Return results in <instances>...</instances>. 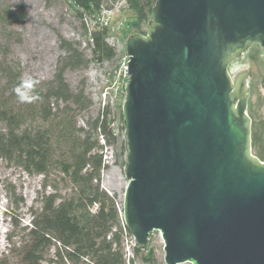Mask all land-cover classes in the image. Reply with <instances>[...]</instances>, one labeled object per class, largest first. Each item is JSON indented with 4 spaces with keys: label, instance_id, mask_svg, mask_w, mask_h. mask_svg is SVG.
<instances>
[{
    "label": "water",
    "instance_id": "1",
    "mask_svg": "<svg viewBox=\"0 0 264 264\" xmlns=\"http://www.w3.org/2000/svg\"><path fill=\"white\" fill-rule=\"evenodd\" d=\"M256 44L264 59V0H157L125 41L123 220L139 247L161 233L165 264H264L251 73L229 69Z\"/></svg>",
    "mask_w": 264,
    "mask_h": 264
},
{
    "label": "trees",
    "instance_id": "2",
    "mask_svg": "<svg viewBox=\"0 0 264 264\" xmlns=\"http://www.w3.org/2000/svg\"><path fill=\"white\" fill-rule=\"evenodd\" d=\"M116 1H66L83 22L91 58H86L76 43L62 39L64 55L53 78H31L30 95L36 97L31 102H22L16 93L26 81L20 62L10 57L11 44L21 41L13 26L24 23L29 11L23 4L0 8V160L29 175L41 176L38 205L31 207L30 221L18 235L9 232L0 264H129L139 257L148 264H165L148 245L142 248L134 244L133 257H128L127 243L133 238L124 224L123 208L118 207V195L101 186L108 166L104 150L119 139L114 108L105 104L80 125L79 116L89 112L93 101L85 92L84 81L74 90L66 79L69 69L117 56L116 48L107 41L109 30L90 31L84 19ZM125 1L133 13L125 38L146 34L157 0ZM118 110L124 123L122 106ZM121 128L124 131V124ZM253 138L256 141L257 134ZM123 148L125 166L127 140ZM260 154L264 158V150ZM16 236L19 239L15 241Z\"/></svg>",
    "mask_w": 264,
    "mask_h": 264
},
{
    "label": "rangeland",
    "instance_id": "3",
    "mask_svg": "<svg viewBox=\"0 0 264 264\" xmlns=\"http://www.w3.org/2000/svg\"><path fill=\"white\" fill-rule=\"evenodd\" d=\"M19 4L27 7L29 17L24 23L13 26V29L19 33L21 41L11 44L10 57L20 62L25 81L31 78H37L41 81L53 78L59 58L64 55L61 48L62 39L76 43L86 58H91V50L83 22L66 1L0 0V8L5 5L18 6ZM116 19L124 21L125 30L130 31L129 24L133 21V13L128 8H122L117 13ZM119 59L118 53L113 60L102 63L90 60L87 66L75 70L69 69L66 72V79L74 90L80 88L82 81L85 82V92L93 101V106L89 112H84L79 116L80 125H83L90 116H96L99 108L107 104L104 92L107 91L111 72ZM229 69L233 77L242 72L251 73L247 83L249 89L248 113L252 118L253 154L264 161L260 154L264 150V59L261 47L259 45L251 47ZM119 95L112 103L114 128L119 139L114 145L104 150V158L108 166L103 171L101 186L107 192L118 195V207L122 209L125 190L129 181L124 166L123 144L126 137L121 128L124 123L118 110L119 106H123L125 97ZM2 126L0 123V127ZM255 134H257L256 141L253 138ZM40 184L41 176L29 175L22 168L8 166L3 160H0V253L6 252L9 232L18 235L20 228L30 221L31 207L38 205L37 194ZM18 239L17 236L14 237L15 241ZM134 244V238L127 243L126 251L130 258L133 257ZM148 246L154 250L158 260L164 262V241L159 231H154L151 234ZM129 264L148 263L139 257L135 258L134 263L130 262ZM185 264L193 263L187 262Z\"/></svg>",
    "mask_w": 264,
    "mask_h": 264
},
{
    "label": "built area",
    "instance_id": "4",
    "mask_svg": "<svg viewBox=\"0 0 264 264\" xmlns=\"http://www.w3.org/2000/svg\"><path fill=\"white\" fill-rule=\"evenodd\" d=\"M65 1L70 3L73 0ZM126 7L125 0H117L111 7H102L97 14L85 16L84 18L90 31L96 28H106L109 30L107 41L116 48L117 54L119 53L120 55L119 62L111 72L110 84L107 87V91L104 92L105 102L111 105L118 98L119 94L126 97V85L130 78V73H128L130 56L124 47L126 41L124 36L125 22L116 19L117 13Z\"/></svg>",
    "mask_w": 264,
    "mask_h": 264
},
{
    "label": "clouds",
    "instance_id": "5",
    "mask_svg": "<svg viewBox=\"0 0 264 264\" xmlns=\"http://www.w3.org/2000/svg\"><path fill=\"white\" fill-rule=\"evenodd\" d=\"M33 81L29 79L24 82L21 86L16 88V93L22 102H31L36 99L35 96L30 95V90L33 87Z\"/></svg>",
    "mask_w": 264,
    "mask_h": 264
},
{
    "label": "flooded vegetation",
    "instance_id": "6",
    "mask_svg": "<svg viewBox=\"0 0 264 264\" xmlns=\"http://www.w3.org/2000/svg\"><path fill=\"white\" fill-rule=\"evenodd\" d=\"M256 45H258V44H256ZM254 46H255V45H254ZM254 46H252V47H254ZM235 62H236V61H235ZM235 62H234V63H235ZM234 63H233V64H234ZM233 64L230 65V68H231V66H232Z\"/></svg>",
    "mask_w": 264,
    "mask_h": 264
}]
</instances>
